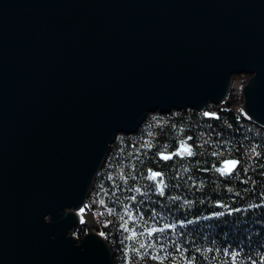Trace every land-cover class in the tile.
Here are the masks:
<instances>
[{
    "label": "water",
    "instance_id": "1",
    "mask_svg": "<svg viewBox=\"0 0 264 264\" xmlns=\"http://www.w3.org/2000/svg\"><path fill=\"white\" fill-rule=\"evenodd\" d=\"M243 72L264 126V0H0V264H113L69 234L111 142Z\"/></svg>",
    "mask_w": 264,
    "mask_h": 264
},
{
    "label": "trees",
    "instance_id": "2",
    "mask_svg": "<svg viewBox=\"0 0 264 264\" xmlns=\"http://www.w3.org/2000/svg\"><path fill=\"white\" fill-rule=\"evenodd\" d=\"M226 99L147 112L111 142L83 208L113 264H264V126Z\"/></svg>",
    "mask_w": 264,
    "mask_h": 264
},
{
    "label": "rangeland",
    "instance_id": "3",
    "mask_svg": "<svg viewBox=\"0 0 264 264\" xmlns=\"http://www.w3.org/2000/svg\"><path fill=\"white\" fill-rule=\"evenodd\" d=\"M251 77H252V74L247 73V72L234 74L233 80L231 83L232 89H234L235 91H240L243 84L248 83L251 80ZM241 98H242L241 100L235 101L233 105L237 109L243 110V105H242L243 104V95H242V93H241ZM71 210H72V208H66L65 211L63 212V214H66L67 212H69ZM77 213L79 216V220L86 222L88 229H89L88 225H90L92 223H96L93 215L91 213H89L87 210H85L83 208V206L81 208L77 209ZM75 237L78 239V237L76 235H75Z\"/></svg>",
    "mask_w": 264,
    "mask_h": 264
},
{
    "label": "snow or ice",
    "instance_id": "4",
    "mask_svg": "<svg viewBox=\"0 0 264 264\" xmlns=\"http://www.w3.org/2000/svg\"><path fill=\"white\" fill-rule=\"evenodd\" d=\"M233 164H235L236 162H232ZM158 175V174H156ZM220 215H223V213H220ZM227 254V253H226ZM240 255L239 252H232L231 253V258H232V264H237V257ZM252 264H255V261H252Z\"/></svg>",
    "mask_w": 264,
    "mask_h": 264
}]
</instances>
